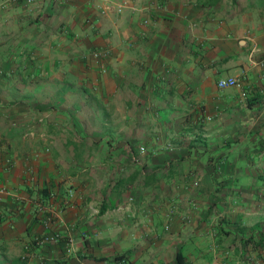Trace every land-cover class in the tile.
<instances>
[{"label":"crops","instance_id":"obj_1","mask_svg":"<svg viewBox=\"0 0 264 264\" xmlns=\"http://www.w3.org/2000/svg\"><path fill=\"white\" fill-rule=\"evenodd\" d=\"M0 186V264H264V0H0Z\"/></svg>","mask_w":264,"mask_h":264},{"label":"built area","instance_id":"obj_2","mask_svg":"<svg viewBox=\"0 0 264 264\" xmlns=\"http://www.w3.org/2000/svg\"><path fill=\"white\" fill-rule=\"evenodd\" d=\"M12 1V0H9ZM107 55L106 50H97V51H92L89 54V58L91 61L98 63L100 60L103 59ZM216 87L218 89H224V88H230V87H239V82L235 78H226V79H219L216 82ZM140 153H143L142 149H139ZM5 193L3 188L0 186V194ZM170 212V210L168 211ZM26 249V247H25ZM122 259L121 258H115L114 259V264H121Z\"/></svg>","mask_w":264,"mask_h":264},{"label":"trees","instance_id":"obj_3","mask_svg":"<svg viewBox=\"0 0 264 264\" xmlns=\"http://www.w3.org/2000/svg\"><path fill=\"white\" fill-rule=\"evenodd\" d=\"M117 258H121V257L119 256V257H117ZM176 263H177V264H189V263H183V262L181 261V258L179 257L178 254L176 255Z\"/></svg>","mask_w":264,"mask_h":264},{"label":"rangeland","instance_id":"obj_4","mask_svg":"<svg viewBox=\"0 0 264 264\" xmlns=\"http://www.w3.org/2000/svg\"><path fill=\"white\" fill-rule=\"evenodd\" d=\"M91 52H92V51H91ZM91 52H90V53H91ZM94 63H96V62H94Z\"/></svg>","mask_w":264,"mask_h":264}]
</instances>
